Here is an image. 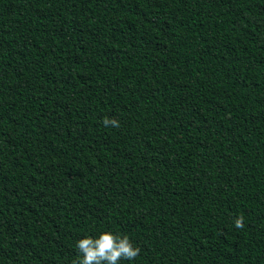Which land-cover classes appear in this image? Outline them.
<instances>
[{"label":"trees","instance_id":"trees-1","mask_svg":"<svg viewBox=\"0 0 264 264\" xmlns=\"http://www.w3.org/2000/svg\"><path fill=\"white\" fill-rule=\"evenodd\" d=\"M104 231L264 264V0H0V264Z\"/></svg>","mask_w":264,"mask_h":264},{"label":"clouds","instance_id":"clouds-1","mask_svg":"<svg viewBox=\"0 0 264 264\" xmlns=\"http://www.w3.org/2000/svg\"><path fill=\"white\" fill-rule=\"evenodd\" d=\"M103 124L119 127L116 119L105 118ZM237 228L243 227V217L234 221ZM76 247L81 254L74 264H118L121 259L133 260L139 255V248L134 247L127 235L114 234L110 231L102 232L98 238H82L77 241Z\"/></svg>","mask_w":264,"mask_h":264}]
</instances>
